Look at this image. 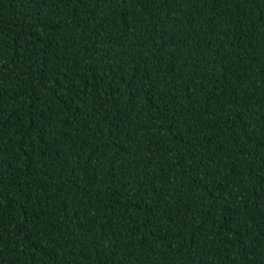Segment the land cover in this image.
Returning <instances> with one entry per match:
<instances>
[{"label":"trees","instance_id":"16d2710c","mask_svg":"<svg viewBox=\"0 0 264 264\" xmlns=\"http://www.w3.org/2000/svg\"><path fill=\"white\" fill-rule=\"evenodd\" d=\"M0 264H264V0H0Z\"/></svg>","mask_w":264,"mask_h":264}]
</instances>
